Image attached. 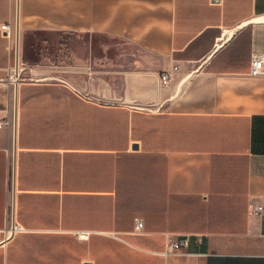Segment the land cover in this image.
I'll return each instance as SVG.
<instances>
[{"label":"crops","instance_id":"1","mask_svg":"<svg viewBox=\"0 0 264 264\" xmlns=\"http://www.w3.org/2000/svg\"><path fill=\"white\" fill-rule=\"evenodd\" d=\"M2 25L0 264H264V0H0Z\"/></svg>","mask_w":264,"mask_h":264},{"label":"built area","instance_id":"2","mask_svg":"<svg viewBox=\"0 0 264 264\" xmlns=\"http://www.w3.org/2000/svg\"><path fill=\"white\" fill-rule=\"evenodd\" d=\"M0 31L9 39L12 38V34L10 31V27L8 25H2L0 27ZM249 74L251 76H264V54L254 55L251 59L250 64V72ZM161 82L163 85H167L169 83V75L167 73L163 74L161 76ZM250 214L255 216H260L264 214V204H256L254 206H251L249 210ZM135 229L136 230H142L143 228V221L140 218L135 219ZM86 232H78L77 236L80 239L87 238ZM111 237L120 239L115 234H111ZM188 246V239L187 237L183 239H176L173 235H166L164 238V248L163 251L160 252L161 255L167 256L171 253H174L178 251L181 248H185Z\"/></svg>","mask_w":264,"mask_h":264},{"label":"water","instance_id":"3","mask_svg":"<svg viewBox=\"0 0 264 264\" xmlns=\"http://www.w3.org/2000/svg\"><path fill=\"white\" fill-rule=\"evenodd\" d=\"M19 30L16 25V42H15V66H14V71H15V76L17 77L18 74V64H19ZM16 103H17V88L15 86V91H14V137H13V164H14V152H15V128H16ZM136 147V146H134ZM11 218H12V226L14 225V220H13V197H12V213H11Z\"/></svg>","mask_w":264,"mask_h":264},{"label":"rangeland","instance_id":"4","mask_svg":"<svg viewBox=\"0 0 264 264\" xmlns=\"http://www.w3.org/2000/svg\"><path fill=\"white\" fill-rule=\"evenodd\" d=\"M62 37H63V39L65 38V36H62ZM68 37L70 38V36H68ZM83 37H84V36H83ZM69 38H68V39H69ZM68 43H71V42L69 41ZM96 51H98V49H97Z\"/></svg>","mask_w":264,"mask_h":264}]
</instances>
